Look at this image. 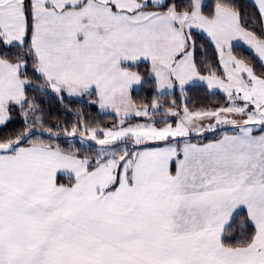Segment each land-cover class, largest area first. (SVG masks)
<instances>
[{
  "label": "snow or ice",
  "instance_id": "snow-or-ice-1",
  "mask_svg": "<svg viewBox=\"0 0 264 264\" xmlns=\"http://www.w3.org/2000/svg\"><path fill=\"white\" fill-rule=\"evenodd\" d=\"M0 264H264V0H0Z\"/></svg>",
  "mask_w": 264,
  "mask_h": 264
},
{
  "label": "trees",
  "instance_id": "trees-1",
  "mask_svg": "<svg viewBox=\"0 0 264 264\" xmlns=\"http://www.w3.org/2000/svg\"><path fill=\"white\" fill-rule=\"evenodd\" d=\"M239 2L241 4H243L245 7H250L251 6V1L249 0H239ZM203 42V41H201ZM238 51H243V49H238ZM247 54V53H245ZM208 55L211 57L212 55V49L209 46L208 47ZM178 95V92H177ZM193 103L197 104V105H211L216 103L217 101L222 99V95H217L215 97H212L211 95H206L203 89H194L189 93ZM146 96V92L141 94L140 98H144ZM47 104L51 105V109L53 110V112H56L57 108H58V104L56 103V101H46ZM76 106H82V105H76ZM85 111H89L91 112V115L93 117H95L96 119H102L104 120L106 123L109 122V118L104 117L102 114H100L98 112V110H93V109H88L85 108ZM211 136V134H206Z\"/></svg>",
  "mask_w": 264,
  "mask_h": 264
},
{
  "label": "crops",
  "instance_id": "crops-1",
  "mask_svg": "<svg viewBox=\"0 0 264 264\" xmlns=\"http://www.w3.org/2000/svg\"><path fill=\"white\" fill-rule=\"evenodd\" d=\"M249 1H251V0H249Z\"/></svg>",
  "mask_w": 264,
  "mask_h": 264
}]
</instances>
